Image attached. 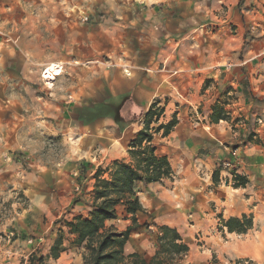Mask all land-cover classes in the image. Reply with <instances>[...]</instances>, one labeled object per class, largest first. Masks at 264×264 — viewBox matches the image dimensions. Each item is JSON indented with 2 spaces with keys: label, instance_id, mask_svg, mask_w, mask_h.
<instances>
[{
  "label": "crops",
  "instance_id": "crops-1",
  "mask_svg": "<svg viewBox=\"0 0 264 264\" xmlns=\"http://www.w3.org/2000/svg\"><path fill=\"white\" fill-rule=\"evenodd\" d=\"M140 2L143 5L113 8L107 18L91 28L73 24L68 33L63 23L47 25L45 17L42 21L36 19L27 26L28 35L21 37L19 51L27 56L28 63H51L53 59L77 63L95 58L97 64L92 60L87 70L85 66L77 67L78 84L72 94V105L64 107L63 120L67 129L86 127L98 132L106 126L111 132L119 129L115 136L107 131L106 137L111 138L107 149L91 172H81L84 178L80 189L74 187L77 192L63 211V218L69 217L68 220L87 216L90 210L87 198L91 199L94 184L90 176L96 167L130 161L127 145L142 128L141 119L154 99L162 101L170 112H177L178 123L171 133L153 138L156 152L165 155L170 163L173 179L140 183L137 195L143 210L132 216L119 207L117 217L107 220L105 226L118 233L129 229L123 248L126 264L131 262L128 255L132 253L142 264H169V260L173 261L171 264H200L211 258L212 250L217 253L221 250L219 236L212 234L210 227L220 216L239 218L253 212V224L247 231H254L259 223L264 225V86L257 85L247 72L256 55L246 54L244 60L237 59L242 51V29L237 28L233 35L219 25L213 34L205 23L208 13L197 11L194 0ZM259 42H253L247 52L264 53ZM54 43L58 51L53 55ZM27 45L36 52L25 50ZM225 61L233 65L234 75L242 78V87L247 90L248 97L241 95L246 105L244 111H250L251 120L248 117L238 134L229 131L226 122H197L199 117L195 118L198 111H210L223 89L228 86L235 89L233 74L218 66ZM119 104L122 115L117 120L122 121L115 120ZM235 147L237 157L230 159V167H223L221 161L230 158L229 150ZM233 173L246 179L244 187L231 185ZM68 186L73 188L71 184ZM245 191L247 197L240 199ZM162 225L175 229L188 245L184 255L172 259L173 256L159 253L158 227ZM40 228L47 233L31 239L20 234H33V229L29 231L27 226L14 223L3 242L0 241V264H27L32 254L42 256L41 264H85L84 248L71 246L75 235L64 224L51 227L47 223ZM222 230L219 233L232 234ZM198 231L205 240L201 246L195 243ZM59 233L65 234L64 249L53 258L49 251ZM250 243L247 252L264 257V234Z\"/></svg>",
  "mask_w": 264,
  "mask_h": 264
},
{
  "label": "rangeland",
  "instance_id": "rangeland-1",
  "mask_svg": "<svg viewBox=\"0 0 264 264\" xmlns=\"http://www.w3.org/2000/svg\"><path fill=\"white\" fill-rule=\"evenodd\" d=\"M140 1L0 0L1 242L14 223L17 226L19 223L27 226L29 231L33 229V234H20L31 239L38 238V234L43 237L47 230L40 226L47 223H51V227L62 226L63 222L69 219L63 218L65 214L63 211L68 209V201L77 192L74 187L80 189V183L84 178L79 169L84 168L91 172L90 169L97 164L99 156L108 147L107 142L111 140L106 137L107 131L114 136L119 133L118 128L111 132L108 126L99 132L86 127L67 129L63 120V110L72 105V94L78 84V79L75 78L79 73L77 67L85 66L84 69L87 70L91 61L93 60L96 65L97 60L90 57L91 59L77 63L69 61L71 59L67 62L53 59L51 63H28L27 56L22 55L19 48L21 37L27 34V26L36 19L42 21L45 17L47 25L63 23L67 33L73 24L91 28L107 18L113 8L127 5L135 7L136 3L143 5ZM194 1L197 11L208 13V20L205 23L209 25L208 30L213 34L217 33L216 29L220 26H223L222 29H225L224 27L229 29L233 35L237 28L242 29L243 45L237 59L244 60L246 54L256 55L247 72L256 79L257 85L264 86V53L246 50L257 40L260 41V48L262 46L264 49V0ZM188 23L191 24V21ZM25 50L36 52L30 45L25 46ZM51 50L53 55L58 51L55 43ZM28 57L31 59L33 56ZM102 58L108 60L107 56ZM35 59L38 60V56ZM218 66L221 70L228 68L229 73L235 77L233 83L236 87L234 89L228 86L223 89L210 106V111H198L195 118L199 117L196 119L197 122L200 120L208 123L226 122L229 131L238 134L240 126L244 125L250 114V111H244L246 105L244 96L241 95L248 97L247 90L242 87V78L234 75V68L230 62L225 61ZM115 109L117 120L122 115L119 110L120 104ZM148 110H151V114L148 117L143 115L142 128L148 127L154 137H167L178 123L177 112L165 109V105L158 99H154L144 113ZM72 115L74 116V113ZM249 119L251 120L250 117ZM166 125L170 127L167 130L164 128ZM69 184L73 188L70 189ZM242 197H247L246 191L241 194L240 199ZM87 200L90 202V199ZM244 215L250 217L253 224V212H246ZM210 227L212 234L216 233L219 236L221 250L218 253L212 250L211 258L206 260L207 262L202 260L200 264L209 262L236 264L238 259L246 260V264H264V257L252 256L247 252L251 245L250 241H257L263 236L264 225L259 223L254 231L240 234L219 233L222 230L219 218L212 221ZM197 234L195 243L201 246L205 240L200 231ZM39 258L42 256L32 254L27 264H41ZM174 258L173 256L172 259ZM167 263L171 264L173 261L169 260Z\"/></svg>",
  "mask_w": 264,
  "mask_h": 264
},
{
  "label": "trees",
  "instance_id": "trees-1",
  "mask_svg": "<svg viewBox=\"0 0 264 264\" xmlns=\"http://www.w3.org/2000/svg\"><path fill=\"white\" fill-rule=\"evenodd\" d=\"M151 110L145 113L148 117ZM221 119V118H219ZM166 130L170 127L166 125ZM154 135L144 127L140 129L130 140L128 154L130 161H113L109 165L98 166L91 174L94 179L92 195L89 204V212L86 217L81 215L65 220L63 224L69 233L75 238L70 242L73 247H83L85 264H126L123 248L128 238L129 229L118 233L112 227H106L105 222L117 217L119 207L127 214L143 210L137 195L138 185L153 182H163L165 179H173V170L165 155L156 152L153 144ZM236 148V147H235ZM85 172L84 168L80 169ZM216 173H213V179ZM246 179L233 173L232 186L244 187ZM222 229L232 233H245L252 227V219L246 215L241 217L220 216ZM159 253L168 255H184L189 247L181 240V236L175 229L167 226H159ZM63 233L57 234L50 247L49 254L56 258L63 251ZM132 258L129 264H142L136 254L128 255ZM42 261V258H39Z\"/></svg>",
  "mask_w": 264,
  "mask_h": 264
},
{
  "label": "built area",
  "instance_id": "built-area-1",
  "mask_svg": "<svg viewBox=\"0 0 264 264\" xmlns=\"http://www.w3.org/2000/svg\"><path fill=\"white\" fill-rule=\"evenodd\" d=\"M229 152H230V158L222 160V166L225 168H228L231 166V164H232L231 160H230L231 158L234 159L235 157H237V149L236 148H230ZM189 217H191V215H189ZM246 263H247L246 260L238 259L236 264H246Z\"/></svg>",
  "mask_w": 264,
  "mask_h": 264
}]
</instances>
